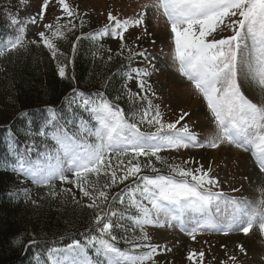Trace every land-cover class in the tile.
Listing matches in <instances>:
<instances>
[{
	"label": "snow or ice",
	"instance_id": "1",
	"mask_svg": "<svg viewBox=\"0 0 264 264\" xmlns=\"http://www.w3.org/2000/svg\"><path fill=\"white\" fill-rule=\"evenodd\" d=\"M25 2L21 0L22 5ZM50 7L60 14L46 21ZM4 15L15 35L0 38V59L27 50L29 44L43 46L57 59L64 55L58 43L68 41L88 23V13L69 0H41L38 11L24 18L7 11ZM152 20H163L171 43V64L211 113L214 128L203 140L186 122L191 113L181 109L178 118L169 122L160 105L154 103L158 95L151 77L160 69L155 63L157 56L142 47L145 39L156 44L149 31ZM29 25L42 26L43 30L26 42ZM133 29L135 38L126 39ZM105 38L117 41L115 56L128 61L121 91L132 105L130 116L117 103L120 95L110 100L103 92L88 94L73 88L65 106L88 111L96 121L94 127L82 119L77 124L75 115L65 118L48 107L44 122L34 131H26L23 144L8 128V151L14 162L5 161L0 167L47 188L48 196L67 194L77 205L87 198L89 203L81 206L93 212L82 238L47 248V262L37 252V264H160L155 257L172 249L153 243L149 227H178L193 242L204 232L248 236L255 230L264 237V189L258 200L230 196L213 174L212 161L207 167L197 160L168 163L160 155L169 149L222 150L231 146L250 153L264 175V102H254L244 90L247 84L264 91V0H147L130 16L110 9L102 28L75 36L73 54L81 40L99 42ZM97 47L105 51L102 43ZM106 52L107 61H112V48ZM100 58L104 60L103 55ZM137 59L144 66L133 67ZM65 67L67 64L58 62L62 78ZM133 81L137 91L129 86ZM20 115L29 117L26 111ZM32 122L27 120L29 125ZM34 137L52 144L45 143L43 150H38ZM149 169L151 174H145ZM57 182L69 187L57 192ZM23 196L38 204L27 189ZM121 241L126 249L119 246ZM17 242H21L19 238ZM37 243L32 239L26 247ZM236 247L246 253L242 244ZM204 257L203 250L187 254L192 264H204ZM230 259L235 262L236 256Z\"/></svg>",
	"mask_w": 264,
	"mask_h": 264
},
{
	"label": "trees",
	"instance_id": "2",
	"mask_svg": "<svg viewBox=\"0 0 264 264\" xmlns=\"http://www.w3.org/2000/svg\"><path fill=\"white\" fill-rule=\"evenodd\" d=\"M6 11L12 14L8 6L0 2L2 39L15 35L4 15ZM81 31L92 32L86 24L75 35H70L68 41L58 43L64 55L57 59H53L43 46L31 44L27 50L9 53L0 59V164L5 161L14 162L8 151V128L11 127L23 144L26 141V131L29 128L34 131L44 122L48 107L57 109L65 118L75 115L77 124L82 119L89 127L96 125L95 119L88 111L75 106L69 110L65 106V98L72 94L73 88L88 94L103 92L110 100L120 95L121 99L117 103L127 115H131L132 105L121 91L125 83L122 72L126 70L128 61L116 57L115 52L113 60L107 61L108 46L101 41L93 42L88 39L81 40L73 54L72 43ZM98 43L104 45L105 51L98 50ZM101 55L104 60H101ZM58 62L61 65L67 64L64 78L59 75ZM25 111L29 113L28 118L20 115ZM162 112L166 121H175L166 117L167 111ZM28 119L33 121L31 125L27 123ZM34 139L37 149L41 151L45 143L52 144L50 140ZM160 155L165 157L168 163L177 162V158L170 156L167 150ZM32 156L35 158V153ZM143 159L141 158L142 161ZM153 163L167 174L163 165L154 159ZM145 174H151L150 169L146 170ZM24 185L23 176L0 167V264H37V252L40 253L41 259L47 262V248L61 247L70 243L72 238L80 239V234L90 227L93 212L81 206L89 203L87 198H83L81 205H77L67 194L48 196L47 188L32 184L27 190L31 199L38 201V204L34 205L23 196V190L26 189L23 188ZM76 193L80 200L81 194L78 190ZM18 238L21 242H17ZM32 239H36L37 245L26 247L27 242ZM119 246L127 248L122 241ZM89 252L95 260L94 250L90 249Z\"/></svg>",
	"mask_w": 264,
	"mask_h": 264
},
{
	"label": "rangeland",
	"instance_id": "3",
	"mask_svg": "<svg viewBox=\"0 0 264 264\" xmlns=\"http://www.w3.org/2000/svg\"><path fill=\"white\" fill-rule=\"evenodd\" d=\"M0 2L6 4L13 15L24 18L38 11L41 0H26L23 5L21 0H0ZM69 2L78 5L82 13H88L87 25L93 32L103 27L106 22V13L110 9L122 12L125 16H130L138 10L139 5L146 3L147 0H69ZM59 14L57 9L50 7L46 15V21L53 20ZM42 30V26L29 25L26 39H33L35 34ZM149 31L156 38V44L152 45L145 39L142 42V47L147 48L152 55L157 56L155 63L157 68L160 69L151 77V83L158 95V98H154V103L160 105L161 111H167L166 117L170 120H176L181 109L191 113L190 117L186 118V122L203 140L211 134L214 128V124L210 119L211 113L207 110L205 102L195 93L192 85L182 78L176 72L175 66L171 64L169 57L171 43L168 39V29L163 20L159 23L152 20ZM136 34V30L133 29L126 36V39L132 40ZM227 34L225 33V35ZM102 43L111 47L113 52H116L118 48V42L108 38L103 39ZM161 49H163V52L160 51ZM132 66L144 65L137 59ZM129 86L133 91L138 90L134 81L129 82ZM244 90L245 94L254 102H264V91H261L258 86L246 84ZM169 155L177 158L176 163L197 160L203 162L207 167L209 162L212 161L213 174L220 178L221 187L225 193L237 198L247 197L250 200H258L261 197V189H264V184L256 186L257 181L256 176L253 177L255 172L253 169L258 170V168L250 153L231 146H225L222 150L173 149L169 152ZM261 175L260 180L262 179ZM262 176L264 177V175ZM244 177H247V179ZM24 182L23 188L26 189L33 184L30 179L26 178H24ZM64 187H69V185L57 182L56 191ZM233 188H239L240 191L233 192ZM77 199L79 200L78 196ZM147 231L152 237L153 243L166 244L172 249L171 252L155 257L160 264H165V262H170V264H192L187 259L188 252L192 250L197 252L203 250L205 252L204 264H264V237H261L255 230L254 233L248 236H244L242 233H231L225 236L221 233L204 232L198 235L195 242L191 241L186 234L180 232L178 227L164 229L149 227ZM257 233L260 241L256 239ZM205 241L208 243H205ZM237 244H242L246 249V253H241L239 248L236 247ZM231 256H236L235 262L230 259Z\"/></svg>",
	"mask_w": 264,
	"mask_h": 264
},
{
	"label": "bare ground",
	"instance_id": "4",
	"mask_svg": "<svg viewBox=\"0 0 264 264\" xmlns=\"http://www.w3.org/2000/svg\"><path fill=\"white\" fill-rule=\"evenodd\" d=\"M255 172H254V178H255V176H256V181H257V183H256V186H261V185H263L264 184V177L261 175V177H262V179L260 180V173H259V171L256 169V168H254L253 169ZM255 173H257L256 175H255ZM253 178V179H254ZM252 180V179H251ZM254 182H255V180H254ZM262 183V184H261ZM255 185V184H254ZM241 237V236H240ZM238 238V237H237ZM253 239V238H252ZM256 239H257V241L259 240L260 241V237H259V235H258V233L256 234ZM238 240V239H237Z\"/></svg>",
	"mask_w": 264,
	"mask_h": 264
}]
</instances>
